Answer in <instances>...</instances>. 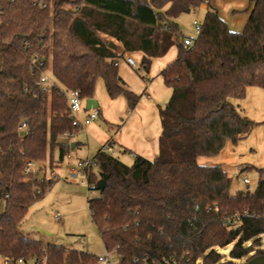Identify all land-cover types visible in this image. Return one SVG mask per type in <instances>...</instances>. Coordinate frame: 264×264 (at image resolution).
<instances>
[{"label":"trees","instance_id":"obj_1","mask_svg":"<svg viewBox=\"0 0 264 264\" xmlns=\"http://www.w3.org/2000/svg\"><path fill=\"white\" fill-rule=\"evenodd\" d=\"M50 1L42 8L33 0H0V256L35 264L97 261L96 254L44 243L22 230L49 185L27 180L32 174L25 173L26 160L46 161L49 155L53 164L55 148L60 162L70 151L60 136L79 128L67 112L66 90L94 98L102 78L109 96H124L132 110L140 95L122 79L120 60L141 52L138 72L147 80L152 60L174 45L177 58L162 71L172 92L160 111L159 154L128 164L105 148L97 152L86 174L89 189L100 191L88 198L92 221L107 250L119 253V264H162L174 255L181 264H246L264 255V248L253 250L264 236V167L258 168L255 191L231 194V178L221 165L198 162L253 129L232 99H243L249 86L264 89V0H248L241 31L207 2L191 47L183 44L176 19L205 0H100L103 7L91 0ZM42 70L55 79L51 91L38 85ZM23 121L29 126L21 135ZM102 179L104 190L98 187ZM227 245L230 258L224 260L218 247Z\"/></svg>","mask_w":264,"mask_h":264},{"label":"crops","instance_id":"obj_2","mask_svg":"<svg viewBox=\"0 0 264 264\" xmlns=\"http://www.w3.org/2000/svg\"><path fill=\"white\" fill-rule=\"evenodd\" d=\"M234 2L241 7L237 6L234 10L235 13L245 12L242 13L243 17L240 19L238 26L234 15L229 17V14L228 16H223L219 11L218 13L227 21L231 29L241 31L249 16L247 9L250 7V4L249 1L236 0ZM209 3L212 7V0H209ZM113 42L119 50L122 49L120 42L115 39H113ZM142 55L141 52L127 53L126 57L119 62V73L122 79L128 88L140 95L136 107L130 110L127 99L124 96L111 98L107 92L104 80L100 78L97 81L94 94V98L98 101L99 116L84 128L75 132L72 137H62L65 139L64 141L62 140L63 143L70 144V151L66 156L70 157L71 153H74L81 145L87 146L92 153L91 156L84 159L80 158L73 163L68 169V175L65 177L67 180L71 178V169L77 168L79 161L92 160L97 152L104 148H109L112 153L123 161L131 160V163L138 156H143L149 160H154L158 156L160 148L159 140L163 129L160 111L161 108L168 104L172 92L164 82L162 71L177 58L178 46L174 45L165 56L156 57L152 60L150 70L147 73V80L142 78L141 74L135 70L138 65L140 66ZM129 57L134 59L136 65L129 63ZM232 102L238 108L241 115L254 124L251 133L247 138L240 140L236 144L228 141L224 149L216 156H200L198 158V162L202 165H221L228 175H230L229 172L232 168L240 171L244 170L245 167L242 163L244 159L242 160V158L245 155L244 152L249 148L251 151H254L255 148L261 151L259 158L261 164L259 165L261 168L264 167V137L259 144L253 142V137L256 136L257 130L258 134H261L264 130V126L262 125L264 122V89L258 86H249L243 99H232ZM90 111L91 109L86 107L85 102L82 109L78 112L77 118L80 121H84ZM256 124L261 125L260 127H256ZM110 142H112L111 146L109 145ZM246 156L249 157L252 154L247 153ZM48 167L51 169V176L54 175L56 177L57 173L53 170L54 162L51 164L49 161ZM36 172L35 178L49 183L47 191L56 183L52 179L53 177L47 178V167H45L44 171L38 168ZM82 175V173L79 174V176ZM66 186L72 190L76 187L74 185ZM58 214L61 215L62 220L56 219V215ZM64 219L65 217L61 213L55 214L57 222L64 221ZM21 228L23 230V224ZM97 232L87 236L81 247L62 245L66 246L68 250L77 249L96 255L105 254L108 250L98 229ZM112 255L116 256L115 253H112Z\"/></svg>","mask_w":264,"mask_h":264},{"label":"rangeland","instance_id":"obj_3","mask_svg":"<svg viewBox=\"0 0 264 264\" xmlns=\"http://www.w3.org/2000/svg\"><path fill=\"white\" fill-rule=\"evenodd\" d=\"M91 1L99 4L102 7L104 6V4L101 3L103 1ZM234 1L236 0H212L213 3L211 9L216 10L217 12L219 11V13L223 16H228L229 14V17H231L234 15L236 24L238 26L240 24V19L243 17L242 13L245 12L243 11L238 14L235 13V8L237 6L240 7V5H237ZM241 1L244 2L248 0ZM206 12L207 3H203L201 6L192 9L190 12L181 14L176 19L181 33H183V35L194 33V20L202 23ZM138 68L139 65L135 68V70L138 71ZM142 74H144V72ZM260 125L256 124V127H260ZM255 135L256 136L253 137V142H255V144L261 143V139L264 137V130L261 134H258L257 130ZM62 140L64 141L65 139L61 137V141ZM247 153L252 154V156H246ZM91 154L92 153L87 146L81 145L79 149H77L74 153H71L70 157L65 156L64 161L60 162L59 150L58 148H55L53 152V170L57 173V178L54 175L51 176V169L48 167L51 156L48 155V160L46 161H39L36 163L37 169L40 168L44 171L45 167H47V178L50 176L51 178L53 177L52 179L56 183L53 184L52 188L47 191L43 198L36 201L30 207V210L22 223L24 232L28 233V235H30L32 238L42 240L46 243H61L64 245H73L77 247H81L83 245L84 241L87 239V236L93 233H98L88 211V198L98 197L100 195V191L98 189H89L88 185L84 183V181L87 179L86 175L84 174L76 179H71L69 177L71 180H67L65 178L69 173L68 169L73 165L74 162L80 158L84 159L88 156H91ZM244 154L245 155L242 158V160L244 159L242 162L245 167L244 170L240 171L231 167L232 170L230 169L231 171L229 172V176L231 178V194H236L238 191L246 190L253 192L259 183L260 175L258 168H261L259 165L261 164L259 161L261 151L257 150L256 148L254 151H251L249 148L244 152ZM124 162L131 164V160ZM93 172L95 175H98L97 167L94 166ZM36 175L37 172L32 173V176L28 177L27 180L32 182ZM245 178L249 179V184L244 182ZM66 185H74L76 187L72 190ZM4 208L5 202L0 200V212H2ZM58 212L65 217L64 221L57 222L55 220V214ZM249 244H252V242ZM231 248L232 245L218 247V250L224 256V260L230 258L229 252ZM259 248H264V236L262 244H253V250L255 252ZM201 263L202 260H200L198 264ZM0 264H6V259L2 256H0ZM27 264L35 263L33 260H30Z\"/></svg>","mask_w":264,"mask_h":264},{"label":"built area","instance_id":"obj_4","mask_svg":"<svg viewBox=\"0 0 264 264\" xmlns=\"http://www.w3.org/2000/svg\"><path fill=\"white\" fill-rule=\"evenodd\" d=\"M205 2H209V0H205ZM51 1L50 0H33V4L42 8H47L50 6ZM194 25V33L192 34H186L183 37V44L186 47H191L193 46V44L195 43L200 30H201V23H199L197 20H194L193 22ZM128 61L130 64L132 65H136L134 59L132 57L128 58ZM34 64L36 65L39 62V57L36 56L33 60ZM43 64V63H41ZM38 85L42 90H47V91H51L55 86H56V82L55 79L52 77V75L50 74V71L48 70H42L40 72V76H39V80H38ZM65 95L67 98V112L70 115V117L73 119V124L75 126H77L79 129L84 128L86 125H88L90 122H92L93 120H95L99 114L100 111L98 108H92L89 115L86 117V119L84 121H80L77 118V114L78 112L82 109V107L84 106L86 100H84L81 97V91L78 90H66L65 91ZM28 121H23L20 124L19 129L22 131L27 130L28 128ZM73 132L71 131H67L65 133H63L60 137H67L70 138L73 136ZM108 151H110L109 148H106ZM36 161L28 159L26 160V165H25V173L27 174H32L34 172L37 171V165H36ZM93 160L91 159H87V160H81L78 162L77 168H73L70 171V177L72 179H76L78 178L79 174L82 173L84 175L87 174V168L90 167L91 165H93ZM87 177V175H86ZM244 182L246 184H249L250 181L249 179L245 178ZM84 183L86 185H88V187L90 188V183L88 181V179H86L84 181ZM56 219L57 220H62V217L60 214L56 215ZM235 223V217L228 219V224L230 225H234ZM112 253H115L116 256H113ZM120 262V255L116 250L113 251H109L105 254H99L97 261L93 264H119ZM6 264H27L23 258L18 259L17 261H11V260H7ZM162 264H181L180 260H178L177 255L171 256L169 258L164 259V262Z\"/></svg>","mask_w":264,"mask_h":264},{"label":"water","instance_id":"obj_5","mask_svg":"<svg viewBox=\"0 0 264 264\" xmlns=\"http://www.w3.org/2000/svg\"><path fill=\"white\" fill-rule=\"evenodd\" d=\"M86 107L88 109L97 108L98 101L95 98H89L86 100ZM244 122L245 123L249 122L251 125H253L251 121L244 120ZM23 134H25V131H21V135ZM106 183H107L106 180L102 179L98 184L99 189L104 190ZM246 264H264V255H258V256L253 257Z\"/></svg>","mask_w":264,"mask_h":264}]
</instances>
